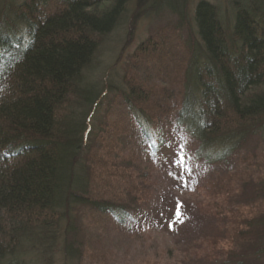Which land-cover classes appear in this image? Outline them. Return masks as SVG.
Listing matches in <instances>:
<instances>
[{
  "label": "trees",
  "instance_id": "trees-1",
  "mask_svg": "<svg viewBox=\"0 0 264 264\" xmlns=\"http://www.w3.org/2000/svg\"><path fill=\"white\" fill-rule=\"evenodd\" d=\"M227 1L0 0V264L156 257L159 227L175 264H264V0Z\"/></svg>",
  "mask_w": 264,
  "mask_h": 264
},
{
  "label": "rangeland",
  "instance_id": "rangeland-1",
  "mask_svg": "<svg viewBox=\"0 0 264 264\" xmlns=\"http://www.w3.org/2000/svg\"><path fill=\"white\" fill-rule=\"evenodd\" d=\"M12 1H13V3H18V1H21V0H12ZM196 1L198 2L200 0H196ZM212 4L215 5L216 7H218V10H220V13L222 14V16H225V18L227 17V12L228 13L230 12L228 10V8L230 6H229V3L227 0H212ZM161 16H163V15H161ZM161 16L156 21L154 20L153 17H151V18L149 17L147 19L142 18L138 22V24L136 25L135 30L133 29L131 42L128 43L126 41L127 42L126 47L124 49H120L119 54H118V51L115 52V50H114L115 54L117 55L116 57L113 56L112 51L107 52L108 55L107 54L103 55V57L101 58L103 60V62L105 61L103 63V65H105L106 62L109 61L108 66L112 67L115 63H117L116 61L118 60V62H119L118 69H120V67H121V65H123V63H124V66L126 65L125 67L127 69L129 62L133 61V60H131L132 58H130V56H132L133 53L136 51V49L140 47V44L143 41H145L150 35H152V33H154L155 30H157L158 28L163 27V26L168 25V24H172L173 22H175L174 19L168 18V16H163V17H161ZM152 21H153V23H152ZM102 47L106 50H109V48H110L108 45H106V43H104L102 45ZM145 47H147V46H145ZM124 66H123L122 70H124V68H125ZM113 67L115 68V66H113ZM103 112H106V110H103ZM96 124H98V120L93 122V128H97L99 126ZM246 147L251 149L255 153L260 154V152H261L259 150V148L256 149L254 147V150H253L252 144H249ZM263 149H264V147H263ZM197 195H198L197 191H196V194L194 192L193 197H191V198L189 197L191 199L190 201L193 202V199L196 201L198 199ZM200 195H201V192H200ZM200 199L204 202H205V200H207L205 196H201ZM169 212L170 211L168 210V213ZM156 224L161 226L159 223H156ZM148 229L150 230L149 234H151L150 236L152 238L150 239V242H147V245L150 246L153 243L156 244L155 247L153 246V248H155L156 257H149V258L148 257L147 258L139 257L137 252L139 250H141V247H137V246L141 245L142 242L136 240V241H134V245H131L128 247L127 252L125 254H124L122 249H117V248L114 249V251L110 252V253H112L113 257L112 256H110L109 258L106 257V261L104 262V264H155V263L156 264H175L174 259H175V256L177 254L174 252L171 254L169 252V248L171 245L170 241L173 240V237L168 236V235L172 236L174 234V232L172 234V233H170L171 231H169L168 229H165L164 227H159L157 229H153V228H148ZM84 237H85V235H84ZM155 244H153V245H155ZM57 248H58V250H55V253H52V256H51V258L53 260L52 264H57V261L62 258V254L60 252L61 246L58 245ZM48 258H50V256L45 257L44 261H47ZM92 264H94V263H92Z\"/></svg>",
  "mask_w": 264,
  "mask_h": 264
},
{
  "label": "snow or ice",
  "instance_id": "snow-or-ice-1",
  "mask_svg": "<svg viewBox=\"0 0 264 264\" xmlns=\"http://www.w3.org/2000/svg\"><path fill=\"white\" fill-rule=\"evenodd\" d=\"M182 159H183V158L181 157V161H182Z\"/></svg>",
  "mask_w": 264,
  "mask_h": 264
},
{
  "label": "bare ground",
  "instance_id": "bare-ground-1",
  "mask_svg": "<svg viewBox=\"0 0 264 264\" xmlns=\"http://www.w3.org/2000/svg\"><path fill=\"white\" fill-rule=\"evenodd\" d=\"M135 30V29H134Z\"/></svg>",
  "mask_w": 264,
  "mask_h": 264
}]
</instances>
